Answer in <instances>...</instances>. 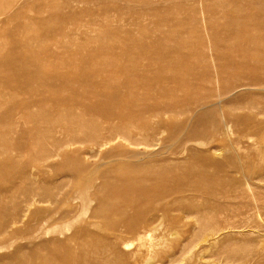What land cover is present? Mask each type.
<instances>
[{
	"label": "rangeland",
	"instance_id": "rangeland-1",
	"mask_svg": "<svg viewBox=\"0 0 264 264\" xmlns=\"http://www.w3.org/2000/svg\"><path fill=\"white\" fill-rule=\"evenodd\" d=\"M246 1L19 0L13 4L11 0H0V59L9 60L2 65L0 64V81H20L31 85L34 89L32 93L20 94L15 98L10 95L7 89L0 90V261L10 258L16 253L48 256L57 251L64 253L61 247L52 245L51 242L54 240L66 241L79 230V227L82 228L86 224L75 225L70 232H64L61 235L60 232L64 231L68 219L60 221L61 215H64L63 210L59 216L55 217L54 220L52 219L53 221L48 220L54 202L46 199L45 191L59 183L70 182L66 186V193L74 195L79 188V185L74 184L71 180L72 176L73 178L76 177L73 174L76 167L87 172L93 171L98 165H102L96 174L98 182L97 188L92 190L94 194L106 190L103 188L105 187L104 183L111 179L102 176H104V172L109 171L107 169L112 170L116 165L114 161L109 159L114 149L131 153L126 159L131 161L134 158L131 155L135 153L158 152L162 147L159 144L147 149L143 146L131 145L123 140L102 147L101 144L87 137L85 133L88 132L83 133L78 128L75 129V126L70 124L72 121L70 118H66L64 125L59 129H52V125L45 121L42 116L45 110L51 111L53 114L52 105L49 104L52 99V92H38L39 77L54 75L50 69L52 65L50 61H65L66 65L62 67L63 70L59 69L58 72L61 70L66 79L69 78L68 80L71 82L77 83L80 78L84 77L85 79H83L87 80L88 83V86L78 84L68 88L69 91L60 95L80 97L82 101L86 99L87 102L93 104L99 100L98 103H101L100 105L97 103L99 108H102L101 105L108 108L109 106L103 97L110 95V92H116L115 88H118L120 92H127L124 94L125 97L129 96L128 99H125L124 96L121 98L126 106V104H134L135 101L140 102L136 100L135 95L130 96V93L134 92L139 95L148 92L147 87H142L141 84L127 86L125 83L127 78L122 74H116L113 80L124 84V86L118 87L116 84L110 83L107 80L109 79V71L112 67L120 66L122 59L118 57L113 63L112 60H107L103 56L109 55L108 53L112 51L115 55L121 56V51L126 46L125 48L128 47L131 50L132 56L141 57L139 55V41L142 40L143 43L148 44L167 41V45L165 44L161 48V52H168V50L174 49L178 42H182L184 55L195 52L202 54V56L186 62L181 70L178 69L179 72L171 70L165 73V79L169 82L164 91L167 92L168 90L170 94L178 93L181 97L187 96V93H193L189 95L200 98L207 92V87L206 84L204 86L202 83H196V79L204 74L212 76L216 74V64L211 59L215 52L207 48L210 37L212 33L217 31L223 38L228 37L229 34H232L231 32L234 36L240 34L241 31L247 33L248 30L242 29L244 20L242 24L238 22L240 17L241 19L245 18L243 9L250 5ZM236 2L238 4L234 5ZM263 2L264 0H251V7L254 11H260L259 13L264 19ZM1 6L5 7L1 8ZM238 6L242 12L237 11ZM212 24L217 26L213 31L210 27ZM249 31L247 33L249 35L264 36V31ZM47 37H56L58 42L48 45V43L46 44ZM200 39L204 41V44L200 45ZM230 44L233 47L238 45L234 41ZM246 47L237 61L249 63L251 78L247 80L241 76L229 80L226 75L220 76V80L224 82L222 87L228 86L230 88L227 93H223L221 96L220 112L228 121H230L229 116L232 115L234 120L231 122L232 135H224L205 148L197 144H190L185 155H176L171 158L164 155L162 157L171 160L172 166L181 161L187 164L193 163L196 166L201 165L195 168H200V170L211 174L218 173L220 169L225 170V172L223 170L220 172L217 179L226 188L216 191L215 196H212L211 193L204 195L194 193V196L188 194L191 200L195 196H202L201 201L196 198L195 202H202L214 207L218 210V217L208 224L200 225L192 216L187 221H178L172 226L162 224L157 232L152 234L150 232L147 236H151V239H149L150 237L147 238L146 243H153L155 245L154 251L157 252V255L152 259L153 264H264V63L262 53L251 51L256 49L254 45L249 44ZM94 54L99 56L95 62H91V55ZM256 54L258 55L256 56ZM171 55L175 59H180V56L174 53ZM251 59L252 61H250ZM138 62L146 64L148 60H139ZM12 64L22 66L24 69L23 77L20 78L12 74L14 73ZM68 66L70 68L66 69ZM83 69L85 70L83 71ZM95 69L97 70L95 71ZM88 77L91 79L89 80ZM181 78L194 82L193 85L195 86L189 88L190 92L183 86L174 89L176 88L175 81ZM236 85H249L254 89L236 92L234 88ZM218 86L221 88L217 84ZM105 90H110V92L105 93ZM77 91L78 93H76ZM98 94L102 95L99 96ZM15 100L21 104H26V106L16 107ZM41 100L48 102L44 108L39 104ZM150 102L152 101L149 99L147 103ZM65 103L67 105L70 102ZM69 107L73 110L75 119L81 118L86 122L89 116L94 115L85 111L80 104L72 102ZM252 111L255 112L252 113ZM10 112L15 115L14 126L10 125L9 117L5 116ZM116 122L121 125L126 123L119 118V115ZM5 129L8 131L6 132ZM37 130H49V134L66 139L65 144L60 148L59 155L54 153V148L49 140V142L47 141V149L54 157L46 161L31 163L32 157L28 155V150H23L22 153L10 151L11 146L15 147L17 139L21 135L20 132L32 134ZM211 133H214V129ZM250 137L251 139H249ZM9 138L12 139L10 141L12 144L9 142ZM167 138L168 134L165 132L162 139ZM187 138L196 141L201 136L187 135ZM30 139L31 135L29 139L24 141L29 144L36 143L34 139ZM26 143L21 144L25 145ZM6 149L10 152L9 156L2 154V151H6ZM177 149L179 150L180 146ZM198 152H200L198 158L205 159V161L198 163L197 160L191 159ZM157 159H146L145 161L148 160V163ZM4 163L5 165H3ZM8 164L13 168L6 169L5 166ZM88 176L84 175V177ZM114 183L119 187L123 186L122 181L115 180ZM224 191L236 193L240 197L229 199L225 193V197L221 198ZM245 193L247 194L243 195ZM219 195L221 197H217ZM37 209L43 211L45 216H35L34 212ZM171 215L172 217L182 216V211L174 212ZM94 222L100 227L92 226L85 234L93 236L92 239L95 242L109 240L108 238L117 235L118 231L114 232L103 227L105 221L102 219ZM107 222L109 223V221ZM205 227H208V230L215 229V234L208 237L201 236V230ZM169 229L174 231L171 236L168 235ZM124 236L126 243L119 246L118 253L109 261L113 264H151L149 259L145 257L150 249L149 245L148 247H140L138 235Z\"/></svg>",
	"mask_w": 264,
	"mask_h": 264
},
{
	"label": "bare ground",
	"instance_id": "bare-ground-1",
	"mask_svg": "<svg viewBox=\"0 0 264 264\" xmlns=\"http://www.w3.org/2000/svg\"><path fill=\"white\" fill-rule=\"evenodd\" d=\"M18 1L19 0H11V3L15 4ZM240 1L245 0H239V2ZM237 2L234 5H237ZM246 2L250 3V5L248 7V5L244 3V5H247L248 7L243 9V16L245 15V18L243 17L241 19L240 17V20H238V22H241V24L245 22L242 24V29L244 31H264V19L262 18L261 13H259L260 11L257 12L258 10H252L251 0H247ZM3 7L1 6V8ZM237 11L242 12L240 7L237 9ZM201 14L203 13L201 12ZM210 27L213 31L217 26L212 24ZM217 32L212 33L208 43L209 47H207L212 52H215L211 59L214 64H216V74L215 76L204 74L196 79V83H202L204 86L206 84L207 87V92L205 91L206 93L200 98H195V96L189 95L193 93H187V96L181 97L178 93H171V95L168 90V93L164 91L167 89L169 82V80L165 79V73L171 70L179 72L186 62L197 58L198 56H202V54L195 52L192 54L189 53L191 54H188L189 56L184 55L182 42H178L177 46H175V48L172 50H168V52H161V48L164 47L165 44L167 45V41L153 42L148 44L143 43L142 40L139 41V55L141 57L132 56L131 50L128 47L125 48L126 46L123 48V51H121V56H117L118 54L115 55L113 51L108 53L109 55L103 56L105 59L107 58V60H112L113 63L118 59V57H121L122 59L120 66L117 65V67H112L111 65L112 69H110L111 67L108 68L110 71L108 75L109 79L107 80L110 83L116 84L118 87L124 86V84L117 83L113 80L115 79L116 74H122L127 78V81L125 82L127 86L141 84L142 87H147L146 89L148 92L140 93L139 95L135 94L134 92L130 93V96L135 95L137 97L136 100L140 102L135 101L134 104H126V106L121 101V98L127 92H120V89L118 88H115L116 92L113 93L110 92V90H105V93L110 92V95L103 97L106 101V104L109 106L108 107L106 105L108 108L103 107V105H101L102 108H99L97 105L99 100L97 103L93 104L91 102H87L86 99L82 101L80 97L71 96L70 94V96L60 95L61 93L69 91L68 88L78 84L88 86V83L86 82L87 80H84V77V79L80 78L77 83L71 82L68 80L69 78L66 79L63 72L61 73V70H63L62 67L66 65V62L63 60H59L58 62L50 61L52 63L50 69L54 72V75L51 77H39L38 92H52V99L50 98L51 101L49 104L52 105L51 107L53 114H51V111L45 110L43 111L42 115L43 119L52 125V129H59L64 125L65 119L70 118L72 119L70 124L75 126V129L78 128L83 133L88 132L85 133L87 134V137L92 139L94 142H98V144H101L102 147L110 145L114 142H118L119 140L129 142L131 145L143 146L147 149L153 148L159 144H161L162 147L158 152L135 153L131 155L134 157L131 161L126 160L128 155L131 153L114 149L112 151V156L109 157V159L115 162L116 167L114 166L113 169L111 168L112 170L107 169V171H109L104 172V176L102 177L111 178L109 179V182L104 183L105 187L103 188L106 189L104 191L95 192L94 194L92 192L94 188H97L96 186L98 182V176L96 174L102 165H98L93 171L85 172L80 167H76L73 170V174L76 175V177L73 178L72 176L71 180L74 184L79 185V188L74 195L66 193V186H68L70 182L59 183L57 186L52 188L47 187L48 189L45 191V197L49 201L54 202L52 209H50V218L47 217L48 220H54V218L59 216L63 210L64 215H61L60 221L68 219V222L64 226V231L60 232L61 235L64 234V232H70L75 225L80 223H85L86 225L82 228L79 227V230H77L71 237H67L68 239L66 241L54 240L51 242L52 245L61 247L64 250V253L57 251L51 256L42 254L22 255L20 253H16L10 258L1 260L0 264H113L109 260H111L113 256H116L119 251V246L126 243V238L124 235H138L140 247H148L149 245L150 249L148 250L147 256L145 257L149 259L151 264H153L152 259L157 255V252L154 251L155 245L153 243H146L147 238L150 237L149 239H151V236H147L150 232L151 234L157 232L162 224L172 226L178 221L185 222L192 216L200 225L204 223L208 224L217 219V209L210 206L209 204L195 202L196 198L198 201H201L203 199L202 196H195V198L191 200L190 197H188V194L194 196V193H202L203 195L211 193L212 196H215L216 191H219L221 188L225 189L226 186L217 179L218 175H220V172L223 169H220L218 173L211 174L200 170V168H195L200 167L201 165L196 166L193 165V163L187 164L180 161L176 162L175 166H172L171 160H167L168 158H162L164 155H168L170 158L176 155H185L189 150L188 146L190 144H197L198 146L205 148L214 141L221 139L224 135L231 136L233 133L231 122L234 121L232 119V115L229 116L230 121H228L223 113L220 112V106H222L221 96L223 93H227L230 88H228V86L222 87V83L224 82L220 80V76L226 75L228 76L229 80L241 76L247 78V80L248 78H251V66L249 67V63L247 64L246 62L241 63L237 61V58H240L241 52L247 48L246 46L249 44L256 47V49L251 51L254 53H262V59L264 63V36L257 37L241 31L242 33L240 32V34L238 33L236 36H234L233 32H231L232 34H229L228 37L223 38ZM46 40V44L48 43V45H53L58 42L56 37H47ZM232 41H234L236 45L238 44L236 46L237 48L231 46L230 43ZM199 42L200 45L204 44V41L201 39ZM172 53L180 56V59L173 58L171 55ZM257 55L258 54H256V56ZM97 56L99 55H91V62H95ZM88 60L87 62L90 61ZM139 60H148V62L143 64L142 62H138ZM8 61L9 60L0 59V64L2 65ZM250 61H252V59ZM11 66L14 72H11L12 74L17 75L20 78L24 76V69L21 65L12 64ZM186 66L188 69V64ZM68 68H70V66L66 67V69ZM59 69L61 70L58 72ZM84 70L85 69H83V71ZM96 70L97 69H95V71ZM88 73L90 74V72ZM88 78L89 80L91 79L90 77ZM175 83L176 88L174 89L183 86L184 88L186 87L188 92H190L189 88L195 86L193 85L194 82L186 80L185 78H181L175 81ZM217 84L220 85L221 88H219V86L217 87ZM156 87H158V89H156ZM198 87L199 85L197 88ZM234 88L236 92H246L254 89L249 85H236ZM6 89L10 92V95L13 98L18 97L20 94L34 92V89L31 87V85L24 84L20 81H0V90ZM76 93H78V91ZM88 93L90 94L89 91ZM98 95L100 96L102 94ZM128 98L129 96L125 97V99ZM149 99L152 102L147 103ZM14 102L16 107L20 108L26 106V104H21L16 100ZM65 102L70 103L65 105ZM72 102L74 104H80V106L83 107L85 111L91 112L96 116H89L86 122L81 118L75 119L73 117V110L69 107ZM113 102L115 103L113 104ZM39 104L42 108H44L48 102L41 100ZM241 110L243 111L244 109ZM255 111H252V113ZM249 114L250 113H248V115ZM118 115L122 121L126 122L125 124L121 125L116 122ZM5 116L9 117V120L11 121V124L9 123L10 125L15 124V115L13 112H10L8 115L5 114ZM212 129H214V133H211ZM7 131L8 130H6V132ZM165 132L168 134V138L162 139V136ZM20 134V137L17 139L15 145L16 148L10 145V151H18L22 153L23 150H28V155L32 157L31 163L46 161L51 157H54L49 149H47L48 140L50 141L51 146L54 148V153L57 155H59L60 148H62L66 142V139L57 138L52 134H49V130H37L32 134H29L28 132H20ZM30 135V140L34 139L36 143L32 142L29 144L24 141L27 138L29 139ZM187 135L201 136V138L199 140L193 141L187 138ZM249 139H251V137ZM8 140L10 142L12 139L9 138ZM10 143L12 144V142ZM21 143L26 144L22 145ZM178 146H180L179 150L177 149ZM25 147L26 149H23ZM8 149H6V151L4 150L5 152L2 151V154L9 156L10 152ZM199 155L200 152L196 153L193 157H191V159L197 160L198 163L205 161V159L203 160L198 158ZM155 158L158 159L148 163V160L145 161L146 159ZM12 160L14 162V159ZM3 165H5V163ZM5 168L9 170L13 167L9 166L8 164V166H5ZM223 172H225V170H223ZM84 175L89 176L84 177ZM115 180L122 181L123 186H117L114 183ZM225 193H227V198L229 199H237L240 197L237 196L236 193L227 191H224L222 197V194L217 197L224 198ZM246 194L247 193L243 195ZM95 205H97V207L94 208ZM177 211H182V216L172 217L171 214L174 212L177 213ZM34 214L35 216H42L44 215V212L37 209ZM99 219L105 221V226L103 225V227H106V229L112 230L114 232L118 231L117 235L108 238L109 240H100L95 242L92 239L93 236L85 234L92 226L100 227L99 224L94 222L99 221ZM107 221H109V223ZM207 228L208 227H205V229L201 230V236L208 237L215 234V229L208 230ZM173 234L174 231L169 229L168 235L171 236Z\"/></svg>",
	"mask_w": 264,
	"mask_h": 264
}]
</instances>
